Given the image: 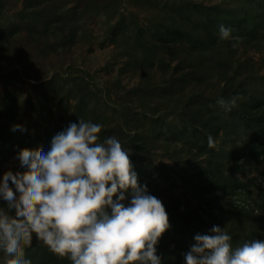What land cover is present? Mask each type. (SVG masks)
I'll use <instances>...</instances> for the list:
<instances>
[{
	"label": "trees",
	"instance_id": "trees-1",
	"mask_svg": "<svg viewBox=\"0 0 264 264\" xmlns=\"http://www.w3.org/2000/svg\"><path fill=\"white\" fill-rule=\"evenodd\" d=\"M10 1L0 0V61L21 64L26 59L24 70L31 58L64 52L91 37L88 21L103 14V38L126 57L119 73L138 74L139 79L116 92L113 104L107 102L110 92L103 98L98 95L101 89L94 92L80 83L73 90L75 97L72 89L67 92L75 103L63 126L57 121L41 125L33 135L27 126L10 130L18 107L23 103L30 119L42 118V104L60 91L59 74L30 84L25 94L18 85L5 88L0 102V167L20 149L46 151L52 136L69 122L92 121L102 125L101 141L108 136L120 140L139 182L168 213L170 227L155 246L161 264H184L183 253L195 242L194 235L206 234L214 224L231 235L233 246L264 240V193L253 198L236 174L248 156L264 157V73L247 55L249 50L261 52L264 61V0H143L142 8L137 6L140 0H127L132 9L126 13L122 0H22L11 3V11ZM147 11L152 20L141 21L140 12ZM148 21L153 22L151 28ZM220 24L231 29L229 38L219 37ZM17 68L7 73L9 79L19 77ZM221 97L234 100L235 106L225 111L216 102ZM209 135L213 147L208 145ZM158 149L183 162L181 173L175 174L190 189L188 195H164L163 181L169 187L174 183L169 165L144 163L145 156ZM202 155L203 166L183 160ZM10 170L23 172L18 160ZM25 255L31 264H70L35 237Z\"/></svg>",
	"mask_w": 264,
	"mask_h": 264
},
{
	"label": "clouds",
	"instance_id": "clouds-1",
	"mask_svg": "<svg viewBox=\"0 0 264 264\" xmlns=\"http://www.w3.org/2000/svg\"><path fill=\"white\" fill-rule=\"evenodd\" d=\"M231 29L218 27L221 39ZM225 111L235 101L217 99ZM102 125L79 119L52 136L50 147L16 154L23 172L0 173V264H31L33 237L70 264H161L156 245L170 227L160 199L139 182L129 151ZM23 131L15 124L11 131ZM209 147L214 146L211 135ZM184 264H264V240L236 246L219 225L197 233Z\"/></svg>",
	"mask_w": 264,
	"mask_h": 264
},
{
	"label": "rangeland",
	"instance_id": "rangeland-1",
	"mask_svg": "<svg viewBox=\"0 0 264 264\" xmlns=\"http://www.w3.org/2000/svg\"><path fill=\"white\" fill-rule=\"evenodd\" d=\"M21 1L22 0H11L8 9L11 11L13 5L20 4ZM142 1L143 0H140V2L137 3L138 8L143 7L144 2ZM203 1L219 3L222 0ZM226 1L227 0H224V2ZM121 2V10L125 13L132 9V6L127 0H122ZM144 8L149 10L147 5ZM147 17L149 21L152 20V15L148 11L140 12L139 18L141 21ZM103 20L104 15L99 14L97 17L88 21L93 33L87 40L79 42L70 49L64 50V52L61 50L56 54L52 53L44 57L31 58L28 60V63L25 64L26 68L24 70L22 69V66L26 59H23L20 62L21 64H15L12 59L10 60L6 58L5 60L0 61V102L5 88L10 89L18 85L21 92L25 94L28 89H32L30 84L48 79L56 73H58L62 79V81L61 79L59 81L61 87L59 89L60 91L58 90L59 92H57V97L52 101H46L45 104H42L43 106H41V108L43 109L42 113L44 115L42 118L30 119L23 103L18 107L15 123L21 126H27L29 134L33 135L35 130L41 125L49 124L47 127L53 126L56 124V121L57 124L63 126L67 116L72 112V105L75 103V99L72 97L73 95H68L67 92H69L70 89H72V91L77 90L80 83L84 85L87 84L90 88L92 87L94 92H98L101 89L102 93H99L98 95L103 98L105 94L110 92V99H107V102L108 104H113L116 101V92L120 93L124 88L134 85L139 79L138 74H133L131 72H125L124 74L119 73V67L124 63L126 57L120 55L119 48L114 47L109 40L103 38L102 34L104 29L102 27L105 25ZM149 21L146 24H148V28H151L153 22ZM247 55H249L252 61L257 64L260 72L264 73V61L260 58L261 52L249 50ZM2 58L3 57H1L0 60ZM17 65L21 66V68H17ZM6 68H8V70ZM14 68L20 70V75L13 81L9 79L7 73ZM63 79L68 81L64 82ZM81 79H83V81H81ZM73 94L75 97L76 93L74 91ZM62 95L66 96L60 97ZM66 98H68L67 101ZM43 130L45 131V128ZM215 142L220 143V140L217 139ZM243 151L248 155L250 149L246 146L243 148ZM203 157L204 155L197 159L186 157L183 158V160H193L192 164L194 166H203L205 165V162L202 161ZM16 160V156L12 155L0 167V173H3L5 170H10ZM159 162L168 164L171 169L170 173L174 176V183L170 187L167 181H163V187L166 188L164 190L166 198L168 199L177 195H188L190 189H187L182 183L181 177L175 174V170L181 173L183 162L164 156L160 149L146 155L144 159L145 164L149 163L156 165ZM236 174L242 181L248 184L249 192L253 198L258 194H261L260 191L264 193V157L255 160L251 158V156H248L244 159Z\"/></svg>",
	"mask_w": 264,
	"mask_h": 264
}]
</instances>
